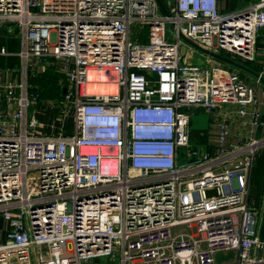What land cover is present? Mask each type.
I'll return each mask as SVG.
<instances>
[{
	"label": "built area",
	"instance_id": "built-area-1",
	"mask_svg": "<svg viewBox=\"0 0 264 264\" xmlns=\"http://www.w3.org/2000/svg\"><path fill=\"white\" fill-rule=\"evenodd\" d=\"M218 2L0 0V37L9 28L21 44L19 82L0 84V264H219L231 251L221 264L264 263L248 206L264 91L180 51L185 39L257 62L264 0L227 14ZM136 23L149 26L147 45L132 41ZM48 70L65 79L61 100L29 84ZM36 103L55 109L58 135L40 131ZM198 110L215 117L210 143L192 150Z\"/></svg>",
	"mask_w": 264,
	"mask_h": 264
},
{
	"label": "crops",
	"instance_id": "crops-1",
	"mask_svg": "<svg viewBox=\"0 0 264 264\" xmlns=\"http://www.w3.org/2000/svg\"><path fill=\"white\" fill-rule=\"evenodd\" d=\"M218 1H219L218 3H219L220 12L223 14H227V13L246 9L249 5L257 3L260 0H218ZM9 30H10L9 28L4 29L3 35L0 37V84L1 86L4 83L5 84L10 83V82L18 83L20 80L19 70L21 66L20 64L21 60L19 57V52L21 50V44L18 38L10 35ZM257 47H258L257 62L250 63V62L243 61L242 64L245 63V65H248L244 67L246 70L229 64L230 66L233 67L232 70L237 71V68H238L246 72L244 74L248 73L247 75L248 78L250 76H253L252 77L253 79H256L260 74L264 73V31L259 33ZM57 75L59 76L58 85L60 86V82L62 81V75L60 73H57ZM32 79H36V78L30 77L29 84L34 88L41 89L42 86L36 83H33ZM260 88H262L260 92L264 91V83L262 86H258V89ZM41 91H40V97H41ZM1 94H3V92H1ZM260 97H261V102L264 104V95L261 94ZM45 100L53 102L58 99L48 98ZM39 107L42 109L41 106ZM42 110L43 111H40V113L36 115L37 121L40 123V126H41V128L39 126L40 131L48 135H54V136L58 135L57 129L60 125V122H57V121L55 122V109L52 107H46ZM260 110L262 111V114H263L262 119L264 120V105L260 106ZM196 112L197 111H194L193 113H196ZM53 122H55L54 126L52 125ZM53 128H55L54 132L52 130ZM258 135L259 134H256V137H258ZM256 168H255L256 172L254 173L252 181H251V196L248 201V206L249 208L254 209L258 213L259 222L256 228V232L261 237L263 234V225H264V150H262L261 153H259V156L256 162ZM253 256L255 260L256 259L258 260V258L260 257V259H262L264 262V247L261 249L254 250ZM101 260H95V261L89 262L88 264H103Z\"/></svg>",
	"mask_w": 264,
	"mask_h": 264
},
{
	"label": "rangeland",
	"instance_id": "rangeland-1",
	"mask_svg": "<svg viewBox=\"0 0 264 264\" xmlns=\"http://www.w3.org/2000/svg\"><path fill=\"white\" fill-rule=\"evenodd\" d=\"M166 6L169 8H172L170 4V0H161ZM8 26L15 30L16 36L19 35V28L15 24H8ZM131 39L133 42H138L140 44L147 45L150 40V29L147 24H138L136 23L135 26L131 28ZM166 41L169 43H177V40L175 38V32L174 28L171 24L166 25ZM181 54L183 56L184 62L186 61L187 63H190L192 65H197L204 67L207 65V58L208 55L205 54L204 52L200 51L198 48H196L193 43L186 41L185 39H182V45L180 48ZM219 56L222 58L229 60L235 64L241 65L243 67H246L248 65H245V63L242 64L243 61L239 59V57L234 56L232 54H229L225 51H219L218 53ZM241 63V64H240ZM225 64V63H224ZM227 68L233 69L232 66L225 64ZM237 72L241 74L240 76L243 79H246L249 84H252L258 88V85H256L255 80L250 76L249 78L247 77V74H244L246 72L240 70L237 68ZM63 78V76H62ZM64 79V78H63ZM33 83H36L38 85H42L43 81L41 79L33 81ZM63 85L65 86V79L63 82ZM48 98L52 99H58L61 100L62 96L58 94V90L54 88V93L50 94ZM35 107V108H34ZM34 107L31 108V113L32 111L35 110L36 113H40V111H43L38 104H34ZM214 121V115L211 113H207L206 111L203 110H198L196 113H192V123H191V131H192V137H193V143H192V150L195 148H198L200 145L207 146L210 143L209 139V132L211 130V124ZM73 127V120L71 117H67L65 121V129L66 131L70 132L72 131ZM53 132L55 131V128L52 129ZM201 134H203V137H201ZM92 262V261H91ZM103 264H120L119 263V257L113 259H108L104 258L101 260ZM89 263V262H88ZM87 263V264H88Z\"/></svg>",
	"mask_w": 264,
	"mask_h": 264
},
{
	"label": "trees",
	"instance_id": "trees-1",
	"mask_svg": "<svg viewBox=\"0 0 264 264\" xmlns=\"http://www.w3.org/2000/svg\"><path fill=\"white\" fill-rule=\"evenodd\" d=\"M55 73H56L55 70H49L44 75H42L41 77L36 78V79H32V81H35L38 79H41L43 81V84L41 85L42 88L40 89V91L43 89L41 91V98L43 100L48 99L47 97L50 96L51 92H52V94L54 93V88L56 90H58V94H60L62 96V90H61L60 86L58 85L59 76L57 75V73L56 74ZM256 169H255V172H256Z\"/></svg>",
	"mask_w": 264,
	"mask_h": 264
},
{
	"label": "water",
	"instance_id": "water-1",
	"mask_svg": "<svg viewBox=\"0 0 264 264\" xmlns=\"http://www.w3.org/2000/svg\"><path fill=\"white\" fill-rule=\"evenodd\" d=\"M160 2H161V6H162V8L165 9V7H164V5H163V2H162L161 0H160ZM170 3L173 5V4H174V0H170ZM198 49L201 50L202 52H204L205 54L210 55V56H212V57H214V58H216V59H218V60L224 61V62H226V63H229V64L233 65V66H237V67H240V68L246 70L243 66L238 65V64H235V63H233V62H231V61H229V60H226V59L222 58L221 56H219L218 54H216V53H214V52H210V51H207V50H203V49H201V48H199V47H198ZM215 193H216L215 191H208V192H207V195H208V196H211V195H213V194H215ZM260 239H261V242L264 241V225H263V234H262V236L260 237ZM233 258H234V252H232V251L229 252V253L226 254V255L223 254V253H218V254L216 255V262L219 263V264H221V263H224V262H228V261L232 260ZM259 259H260V257L258 258V260H259Z\"/></svg>",
	"mask_w": 264,
	"mask_h": 264
},
{
	"label": "bare ground",
	"instance_id": "bare-ground-1",
	"mask_svg": "<svg viewBox=\"0 0 264 264\" xmlns=\"http://www.w3.org/2000/svg\"><path fill=\"white\" fill-rule=\"evenodd\" d=\"M90 93H94V94H105L107 93L106 89H104V87H97L96 89H92L90 91Z\"/></svg>",
	"mask_w": 264,
	"mask_h": 264
}]
</instances>
